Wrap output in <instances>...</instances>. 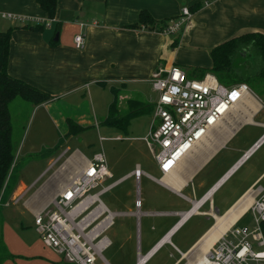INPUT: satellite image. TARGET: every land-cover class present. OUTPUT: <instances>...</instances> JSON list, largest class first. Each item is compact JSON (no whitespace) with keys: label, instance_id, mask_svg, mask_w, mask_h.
<instances>
[{"label":"crops","instance_id":"0c3cea01","mask_svg":"<svg viewBox=\"0 0 264 264\" xmlns=\"http://www.w3.org/2000/svg\"><path fill=\"white\" fill-rule=\"evenodd\" d=\"M183 6L190 9L191 15L176 34L130 27L138 21L140 11H147L157 21L168 19L172 21L171 19L179 16ZM195 6L198 8L194 10ZM7 14L11 15V18L2 16ZM24 25L34 27H22ZM9 27L13 29L8 42L7 74L52 97L46 102L31 107V113L26 120L27 129L22 135L15 155L23 150L26 157L37 154L42 145L40 140H37L38 136H34L37 128L40 129L39 133L45 132L47 126L58 131L57 141L53 140V145H47L51 148L45 150L44 156L29 160L22 166L23 168L27 164H32L33 160L39 161V174L36 180L28 186L23 180H18L14 190V195H16L24 187L32 188L36 182L41 181L35 191L37 192L46 182L53 179L57 172L65 168H74V166L82 167L87 160H90L91 158L80 157L77 147L72 149L69 144L70 137L83 132L93 124H99L100 120L107 115L112 103L118 114L127 113L131 101L140 103L141 106H137L138 109L147 106L148 102H145L141 89L144 85H151L150 78L154 72L165 71L172 65H178L186 74L188 70L190 71L187 75H197L199 70L210 68L212 47L246 32L258 31L264 34V0H56L52 18L46 15L35 0H0V31ZM78 33H81L84 39L82 48L74 46L73 38ZM177 35H179L178 41L172 45V40ZM254 94L260 99L261 104L248 97L247 99H251L256 104V110L250 115L240 109L237 115L227 118L222 123L220 126L221 142L215 151H211L206 157V154L202 153L214 142L211 137L186 156L170 174L173 175L175 181L179 183L183 181L180 190L176 191L170 186L153 180L151 178L153 176L143 171L139 163H135L132 169L114 180L117 181L129 175L136 165H139L144 172L140 178L144 176L157 185L154 192L160 204L167 203V197H164L166 194L168 197L179 196L189 202L190 206L184 211L163 214L169 216H178L173 212L191 210L194 200L198 201L208 193L211 196L197 207L196 212L190 213L184 220L178 216V219L165 229L158 227L160 234L151 246L149 243L146 244L145 253H141L140 236V216L144 213L140 211L141 214L137 220L132 214L135 210L131 212L130 215L135 219V243L133 245L130 239L126 238L121 246L122 259L113 264H136L138 255H145L155 248L151 256L142 263L146 264L166 245L178 251L179 257L173 264H179L185 258V254L196 250L195 256L197 257L198 253L204 249L203 235L211 227L216 216H224L228 222L233 220L236 224L246 213L255 193L251 192V201L242 214L246 205L236 209L235 207L246 197L248 191L258 186L264 188V149L260 153L259 163L253 168L249 177L234 187H227V183L253 155L264 147L262 143L239 167L229 171L242 153L264 131V94ZM97 112L106 114L104 117H99ZM149 112H151L150 109L147 113ZM68 120L81 130L75 129L70 132L67 125ZM152 123L153 114L149 130L142 137L143 141ZM106 126L111 127V125L104 124L102 128ZM31 128L34 130L33 136L29 135ZM116 138L119 137L116 136ZM64 145L66 146L61 151ZM221 148L226 150V157L220 161L223 162L220 165L214 163V168L211 164ZM187 159L194 168L189 175V188H184L185 185L188 186L185 180L187 172L183 169L188 163ZM220 167H224V170L215 175ZM108 171L110 177L105 180L112 177L113 169L108 168ZM131 177L134 179L133 176L127 178ZM207 181H211L208 188L198 198H191L183 193L185 189H189L195 195L197 190H201L207 184ZM60 183V181L57 182L56 193ZM137 184L139 187V181L135 180V190ZM223 189L222 195L215 204L212 200L213 196ZM34 193L24 201L25 204L34 198ZM55 194L50 196L47 202ZM205 205L207 209L201 210ZM28 209L32 215L40 210H34L30 206ZM151 212L155 211H149L146 214L151 215L149 214ZM193 215L206 216L211 223L196 233L190 244L186 245L184 251H181L172 239ZM2 240L4 243L3 233ZM7 241L9 243L8 239ZM9 245L13 249L10 243ZM45 247L54 252L49 247ZM11 251L16 253L14 249ZM15 257L22 258L20 255L13 254L12 259H6L2 264L11 260L15 261L17 259ZM39 257L45 259L46 263H59L56 262L57 257L52 259L49 254H41ZM190 263L192 264L191 261ZM101 264L111 263L104 258V263Z\"/></svg>","mask_w":264,"mask_h":264},{"label":"built area","instance_id":"2783aa9c","mask_svg":"<svg viewBox=\"0 0 264 264\" xmlns=\"http://www.w3.org/2000/svg\"><path fill=\"white\" fill-rule=\"evenodd\" d=\"M190 15L189 8L183 6L179 16L170 21L162 32L173 34L179 31ZM2 16L11 18L9 14ZM73 42L76 48H82V34H76ZM150 83L156 98L152 109L153 123L144 141L160 173L157 178L149 177L161 184L162 179L170 175L196 147L207 141L227 118L241 111L240 106L245 99L250 97L261 104L244 82L224 85L210 72L199 78H190L178 65L154 72ZM262 143L264 131L229 171L239 167ZM143 174L136 165L129 175L102 186L105 178L110 177L102 153L93 155L82 167L74 166L65 181L60 183L54 197L33 215L42 243L70 264L104 263L102 251L110 245L105 233L113 224V219L123 213L110 211L99 196L129 176L138 182ZM99 186V190L91 192ZM135 192V211L132 214L138 220L141 214L138 184ZM251 192L255 193V197L247 211L253 215L254 227L234 228L236 224H230L206 255L202 259L195 256L192 264H264V236L260 229V223L264 221V188L258 186ZM189 211L173 214L182 218ZM154 250L152 248L145 255H138L136 264L141 263L140 259L143 262L147 260Z\"/></svg>","mask_w":264,"mask_h":264},{"label":"rangeland","instance_id":"374dc122","mask_svg":"<svg viewBox=\"0 0 264 264\" xmlns=\"http://www.w3.org/2000/svg\"><path fill=\"white\" fill-rule=\"evenodd\" d=\"M189 72L190 71L188 70L187 74H190ZM188 76L190 78L195 77L191 75ZM253 90L259 94L258 89L254 88ZM141 92H142V96L145 99V102H148L147 105L150 107L149 109L151 110V112L132 118L125 130L121 128H117L115 126H111V127L106 126L102 128V125L101 124L99 125L97 123V124H93V126H90L83 132L77 133L76 135L70 137L69 144L72 147V149H74V147H77L80 153V157L92 158L93 155L102 153L105 158V164L107 166V169L108 168L113 169V171H111L113 172L112 177L106 179L105 182L102 183V186L106 185L111 181L116 180L123 173L132 169L135 163H139L141 165V169L149 173L153 177L157 178L159 176V172L157 171V166L155 165V161L148 147L146 146L145 142L142 140V137H144L147 134L152 121V114H153L152 101L155 100L156 93L153 92V90L151 89V85L142 86ZM31 110L32 108L29 106L28 102L22 98H16L10 104V115H11V124L13 127V135L20 136L18 142L19 144L22 135H24L27 129L26 120L28 119ZM105 114L106 113L104 112H97V116L99 117H104ZM245 129L244 131H246ZM39 130L40 129L37 128L34 134V136H38L37 140H40V144H42L39 150L37 151L38 155H40V152L46 150L47 148H51L50 146L47 145L50 144L53 145V142L55 140L57 141L56 133L58 132V131L56 132L55 128L49 126L45 128V132L39 133L38 132ZM33 131L34 130L31 128L29 132L30 136L32 135ZM116 136H118L119 138H116ZM211 137H212V141L214 142L209 145L206 151L202 152L206 154L205 157L209 155L208 153H210L211 151L212 152L215 151L220 146V142H221L220 127L215 132L212 133ZM65 146L66 145L62 147L61 151L65 148ZM263 149L264 147L261 148V150H259L255 155H253L230 178L229 182L227 183V187H234L237 184H241L243 179L251 175L253 168L259 163L260 155H261L260 153L263 152L262 151ZM226 153H227L226 150L224 148H221L218 152V156L214 158L211 165L214 166V163L219 165L220 163H223L220 161L225 159ZM26 158H27L26 153L23 150V152L15 155V162L17 164L21 162L20 166H22ZM187 162H186L187 164L184 166L183 169L185 170V172H187V176L185 180H186V184L188 183V186L185 185L184 188L186 187L189 188V184H190L189 175L193 172L192 168H194L192 164L189 163L190 161L188 159ZM31 163L32 164L29 165L27 164L25 167L20 168V170L18 171L19 178L17 179V181L23 180L26 186L30 185L33 181H35L39 174L38 173L39 172L38 168L40 166L39 161L37 162L36 160H33L31 161ZM71 169L72 168H65L62 171L57 172L54 175L53 179L46 182V184L43 185L41 189H39V191L37 192L35 191L37 187L40 185L41 181L36 182L32 188L28 189V187H24V189L21 192L19 191L16 195H14L15 194L14 190L15 187L17 186V181H16L12 190L9 193H4L0 202V221H2L4 248L7 252L9 253L12 252L11 253L12 255L15 254L18 256L20 255L22 257V258L15 257L19 260L17 259L15 261L11 260L8 262H4V264H48L49 262L46 263L45 259L39 257L41 256V254H49L50 258L52 259L54 258L56 259L57 257L58 260H56V262H59L61 264H70L64 262L61 259L60 255H58L55 252H52L42 244L40 235L37 232L33 223L34 220L33 215L29 212L28 207L30 206L34 210L40 209L42 205L47 202L48 198H50V196L56 193L55 189L57 182L65 181L66 175L68 174L69 171H71ZM223 170L224 167H220L215 172V175L220 174ZM210 182L211 181H207V184L201 190H197L195 195H193L189 189H185L184 191L183 190L182 191L185 195L196 199L208 188ZM100 188L101 186L97 187L91 192H96ZM156 188L157 185L153 181L147 179L144 176L140 178L139 197H140L141 205L139 210L142 213H144L140 216L141 253L146 252L147 243H149V246H151L157 239L158 235L160 234L158 227L165 229L166 227L170 226L176 219H178V216H172V215L155 216V215H148L146 214L147 212L153 210L155 212L184 211L188 209V207L190 206L189 202L184 200L183 198L175 195H171L168 197L167 194L164 196L165 198L167 197V203L160 204L157 200V197L155 196L154 190ZM223 191L224 189L221 190L218 194L213 196L212 200L215 202V204L222 195ZM33 193H34L33 195L34 198L30 200L29 203L25 204L24 201H26L28 197ZM134 197H136L135 180L132 177L125 179L115 187L102 193L99 196L101 202L110 211L124 214V215L121 214L119 216H116L114 218L113 225L105 233L108 239L110 240V245L107 246L105 249H103L102 256L111 264H113L116 261H120L122 259V256L120 254L121 246L125 243L126 238H129L130 241L133 243V245L135 243V234H136L135 219L132 215H130V213L135 210V203H133ZM249 200L250 199L247 198L246 195V197H244V199H242V201L238 203L235 209L247 205ZM48 202L46 203V205L48 204ZM192 203L194 205L197 202L193 201ZM202 203L200 205H202ZM49 207L50 206H48V208ZM205 209H207V205L201 208V210H205ZM210 223L211 221L207 219L206 216H200V215L191 216V218L177 231V233L172 239L173 243L181 251H184L186 245L190 244V242L194 239L196 233H198L201 229L206 228ZM213 224L214 221L212 222V225ZM242 226H247L248 228L251 229L254 227L253 215L250 211L246 212L240 218V220L236 223L234 228H239ZM6 238L9 240V243L11 244L12 248L15 250L16 253H13L14 251H11L13 249H11ZM196 252H197L196 250L192 251L190 254L187 255V257L183 258L179 264H186L187 260H192L195 257ZM178 257H179L178 251L174 249L172 246L166 245L163 248H161L146 264H173ZM59 263L50 262L49 264H59ZM101 263H102L101 261L98 262V264Z\"/></svg>","mask_w":264,"mask_h":264},{"label":"trees","instance_id":"16d2710c","mask_svg":"<svg viewBox=\"0 0 264 264\" xmlns=\"http://www.w3.org/2000/svg\"><path fill=\"white\" fill-rule=\"evenodd\" d=\"M35 2L49 18L54 16L56 0H35ZM197 8L198 6H195L194 10ZM169 21L170 19L157 21L147 11L143 10L139 13L138 21L130 25V27L162 32L170 23ZM22 27L33 28L34 26L24 25ZM12 29L13 27H9L0 31V202L4 193H9L12 190L15 182L19 178L18 171L20 168L29 160L46 154L44 150L40 152V155H29L22 166H20L21 162L19 164L15 162L14 157L19 145L20 136L13 135L10 104L16 98H22L32 107L52 98L49 94L36 87L7 74L6 59ZM178 37L179 35L173 38L172 45L177 43ZM210 58V68L199 70L198 74L194 75V78H199L204 73L211 72L223 84L231 85L244 82L249 87L251 86L250 89L253 92H255L253 90L254 88L258 89L259 94L255 92L257 95L264 94L263 33L251 31L226 39L210 49ZM137 106H141L140 103L131 101L129 111L125 114H118L112 103L110 104L107 115L100 120L99 124L111 125L125 130L132 118L147 113L150 108L147 105L138 109ZM67 125L69 126L70 132L75 129L81 130L80 127H77L70 120L67 121ZM260 229L264 236V221L260 223ZM12 258L13 255L4 248L2 221H0V264L4 260Z\"/></svg>","mask_w":264,"mask_h":264},{"label":"bare ground","instance_id":"6f19581e","mask_svg":"<svg viewBox=\"0 0 264 264\" xmlns=\"http://www.w3.org/2000/svg\"><path fill=\"white\" fill-rule=\"evenodd\" d=\"M241 110H245L247 113H251L253 111L256 110V104L251 100V99H247L244 101V103L240 106ZM222 179V178H221ZM162 183L170 186L172 189L178 191L180 190L181 186H182V182L179 183L178 181H175L173 178V175H168L165 176L162 179ZM217 185V184H216ZM213 189V187L211 188ZM211 196L210 193H208L207 195H205L200 201H196L197 203H195L192 206L191 211H189L188 213H186L184 216H182L181 220H184L187 216L190 215V213H194L196 212L197 207L207 198L209 199ZM250 197V200L248 202V204L251 201V191H248L247 194V198ZM248 204L246 205V207H244V209L242 210L241 214L246 210ZM231 211V210H230ZM214 215V214H213ZM236 215V214H235ZM230 219V218H229ZM235 221V220H234ZM234 223L233 220H230L229 222L226 220V218L224 216H216L215 220H214V224L207 230V232L203 235V245H204V249L200 251V253H198V257L199 259H202L204 257V255H206L208 249L210 248V246L219 238V236L226 230V228H228V226L230 224ZM189 253L185 254L184 257H186ZM145 258V257H144ZM192 261V260H190ZM190 261L187 260L186 264H191ZM139 262H143V259H140ZM140 263V264H141Z\"/></svg>","mask_w":264,"mask_h":264},{"label":"water","instance_id":"95a60500","mask_svg":"<svg viewBox=\"0 0 264 264\" xmlns=\"http://www.w3.org/2000/svg\"><path fill=\"white\" fill-rule=\"evenodd\" d=\"M213 189H214V188H213ZM213 189H212V190H213ZM211 192H212V191H211Z\"/></svg>","mask_w":264,"mask_h":264}]
</instances>
